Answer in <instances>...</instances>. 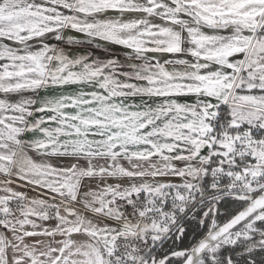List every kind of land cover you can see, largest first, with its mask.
I'll return each instance as SVG.
<instances>
[{
  "label": "snow or ice",
  "instance_id": "1",
  "mask_svg": "<svg viewBox=\"0 0 264 264\" xmlns=\"http://www.w3.org/2000/svg\"><path fill=\"white\" fill-rule=\"evenodd\" d=\"M0 264H264V0H0Z\"/></svg>",
  "mask_w": 264,
  "mask_h": 264
},
{
  "label": "crops",
  "instance_id": "2",
  "mask_svg": "<svg viewBox=\"0 0 264 264\" xmlns=\"http://www.w3.org/2000/svg\"><path fill=\"white\" fill-rule=\"evenodd\" d=\"M70 35H73V36H79L80 34H77V33H70Z\"/></svg>",
  "mask_w": 264,
  "mask_h": 264
},
{
  "label": "trees",
  "instance_id": "3",
  "mask_svg": "<svg viewBox=\"0 0 264 264\" xmlns=\"http://www.w3.org/2000/svg\"><path fill=\"white\" fill-rule=\"evenodd\" d=\"M189 235H191V232L189 233ZM188 241H187V238H186V240H185V243H187Z\"/></svg>",
  "mask_w": 264,
  "mask_h": 264
}]
</instances>
